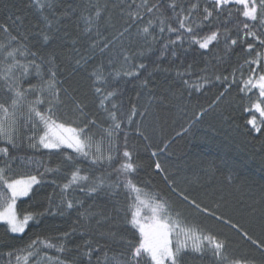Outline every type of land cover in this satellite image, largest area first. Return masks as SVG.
<instances>
[{
	"label": "snow or ice",
	"instance_id": "snow-or-ice-1",
	"mask_svg": "<svg viewBox=\"0 0 264 264\" xmlns=\"http://www.w3.org/2000/svg\"><path fill=\"white\" fill-rule=\"evenodd\" d=\"M29 7L37 14L35 22L21 14L0 23V222L8 233L24 234L30 221L39 227L45 216L64 217L71 210H80L68 231L55 236L36 234L22 246L0 244V264H186V258L193 264H202L205 258L211 264H264V241L257 242L243 232L258 256L237 253L227 236L189 222L159 193H146L133 179L140 165L134 160V149L128 143L130 133L125 130V125L136 123L133 134L149 140L141 127L143 122L134 121V117L146 116L156 100L165 99L163 94L153 95V74L173 69L161 68L159 60L166 55L179 58L181 49L187 52L196 46L199 55L205 56L204 67L197 73L189 64L181 71V60L175 67V78L182 89L200 91L219 82L225 91L213 101L218 104L235 86L248 97L250 107H244L243 112L259 113V120L251 115L246 124L256 132L264 131V0H203V7L201 0H29ZM53 41L59 42L55 48L41 51ZM221 44L222 49L218 47ZM209 52L210 57L205 55ZM97 54L101 62L91 68L88 78L105 114L99 125L88 119L87 105L62 88L63 80L58 78L64 71L61 62L72 65L73 71L87 69ZM234 54L231 72L224 74L227 68L221 72L220 66L229 63ZM153 55L155 59H151ZM30 78L36 83H30ZM129 80L137 81L138 90H146L142 111L138 103L129 107L123 98V85ZM254 90L258 92L255 101L249 95ZM162 92L176 95L168 88ZM139 97L137 91V100ZM64 98L71 99V115L67 109L61 113L67 102ZM24 141L32 149H71L75 157L90 161L93 167L107 164L112 169L115 161L120 163L95 178L82 175L77 167L65 183L51 181L60 189L59 199L53 192L44 211L26 212L21 218L18 200L29 197L46 173L59 171L47 167L43 160L14 156L12 151L19 150ZM18 159L21 167L31 168L35 174H18L13 166ZM65 159L73 162L74 156L65 154ZM154 170L163 173L172 192L177 191V179H172L175 173L165 172L159 161ZM209 171L214 173L215 169ZM228 179L231 183V174ZM77 190L86 198L103 193L113 201V207L90 204L85 208L84 200L71 195ZM120 192L125 194L123 204L114 199ZM179 195L198 213L230 223L183 192ZM121 212L125 223L138 232V240L127 241L119 235ZM261 218L264 220V212ZM116 244L124 247L118 250L113 247ZM53 250L55 254H50Z\"/></svg>",
	"mask_w": 264,
	"mask_h": 264
},
{
	"label": "trees",
	"instance_id": "trees-1",
	"mask_svg": "<svg viewBox=\"0 0 264 264\" xmlns=\"http://www.w3.org/2000/svg\"><path fill=\"white\" fill-rule=\"evenodd\" d=\"M201 7H203V0H201ZM21 14L26 15L32 22L37 19L35 10L29 7V0H0V23L7 21L10 15ZM8 23L11 22L8 21ZM72 31L75 35L74 26H72ZM171 38L175 39V36L172 35ZM58 43V41H53L41 51L47 52L55 48ZM37 46L39 47V45ZM218 47L222 49L223 45ZM185 48H187L186 44ZM155 55H158V52ZM205 55L210 57L212 53H205ZM106 56L107 52L105 58ZM101 59L102 57L97 54L87 69L77 68L75 71H73L72 65L61 62V68L64 71L58 77L63 80L62 88H67L71 96L87 105L85 112L89 114L88 119H95L98 125L103 123L105 114L99 108V99L94 95L88 72L94 65L99 64ZM151 59H155V56H151ZM181 60H183L181 71L191 64L192 71L198 73V70L204 67L205 56L199 55L197 47L193 46L187 52L181 49L179 58H170L167 55L160 58L161 68L170 67L173 69L170 72L157 71L153 74L152 83L156 85L153 95L159 97L163 94L165 99L163 102L156 100L146 116L137 115L134 117V121L143 122L141 127L149 140L145 141L133 134L136 123L125 125V130L130 133L128 143L130 148L134 149V160L140 165L133 179L146 193H159L167 199L173 208L180 210L189 222L198 223L206 228L210 227L212 231L227 236L232 250L237 253L248 252L258 256L257 249L251 245L250 241L244 239L242 233L247 232L257 242L264 241V220L261 218L262 212H264V200H261V197L264 196V131L256 132L251 128V125L246 124L251 115H256L259 120V113L243 112L244 107H250L248 97L238 93L235 86L218 104H213V101L220 92L225 91L219 82L205 86L200 91L193 89L189 92V90L182 89L181 82L175 78V67L181 64ZM235 60L234 54L229 63L220 66V71L224 72V69L227 68V72L224 74H229ZM141 78H143V73H141ZM29 82L36 83V80L30 78ZM136 85L137 81L133 80L124 84L123 98L129 107L131 103H138L142 111L143 105L147 102L146 90H138ZM95 86L100 87L101 85ZM164 88L174 91L176 95L170 96L168 92H162ZM137 91L140 92L139 100H137ZM249 95L255 101L258 92L254 90ZM64 99L67 102L61 107V113L67 109L71 115V99ZM202 109L205 111L202 112ZM185 128L188 129L187 132L182 131ZM92 131H98V129L93 128ZM29 134L26 133V135ZM121 142H123L122 139ZM165 142H167V147H165ZM146 144H150V147H146ZM153 151L157 152L156 156L152 155ZM12 154L17 157H33L43 160L49 168H59L57 172L46 173L43 183L34 186V191L30 193L29 197L18 200L17 212L21 218L26 212L44 211L48 207L47 197L49 194L55 192L56 199H59L60 189L54 186L51 181L55 180L57 185L65 183L70 173L77 167L82 170V175L87 174L91 178H95L116 168L120 163L119 160L115 161L112 169L108 168L107 164L104 167L98 165L93 167L90 161L75 157L71 149L64 148L62 151L32 149L28 146L27 141L22 143L19 150L12 151ZM65 154L73 155L74 161H67ZM156 161L162 164L165 172L175 173L172 179H177L176 192H172L168 188L163 180V173H157L154 170ZM20 165L19 159L13 165L18 174H35L31 168ZM0 166H2V162H0ZM209 169H215V172L211 173ZM40 171L43 172L44 168H40ZM230 174L233 177L231 183L228 179ZM112 179H115V176ZM180 192L187 195L189 200L195 199L202 208L206 207L210 212L215 211L217 216H222L224 221H230V223L217 221L204 213H198L182 201ZM71 195L84 200L85 208L90 204L106 208L113 207V201L103 193L86 198L77 190ZM114 199L123 204L125 194L120 192ZM79 210H71L70 214L64 217L45 216L39 227L36 226L35 221H30L24 234L8 233L6 225L0 222V244L11 243L22 246L30 238L34 239L36 234L55 236L58 232L68 231L72 227V222L76 220ZM113 215L115 216L116 213ZM118 219L117 231L119 235H122L127 241L138 240V232L131 225L125 223L123 212L119 214ZM232 225H236V228H233ZM113 247L119 250L124 246L116 244ZM2 250L0 249V251ZM50 254H55L54 250ZM186 264H193V261L186 258ZM195 264H201V262L196 261ZM202 264H211V261L205 258Z\"/></svg>",
	"mask_w": 264,
	"mask_h": 264
}]
</instances>
